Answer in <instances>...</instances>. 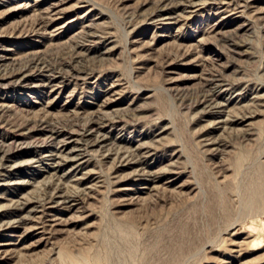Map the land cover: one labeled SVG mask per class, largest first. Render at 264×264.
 Wrapping results in <instances>:
<instances>
[{
    "label": "rangeland",
    "instance_id": "rangeland-1",
    "mask_svg": "<svg viewBox=\"0 0 264 264\" xmlns=\"http://www.w3.org/2000/svg\"><path fill=\"white\" fill-rule=\"evenodd\" d=\"M0 264H264V0H0Z\"/></svg>",
    "mask_w": 264,
    "mask_h": 264
}]
</instances>
